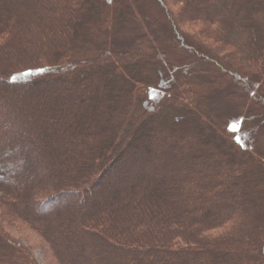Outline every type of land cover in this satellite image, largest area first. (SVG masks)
<instances>
[{"label":"trees","instance_id":"obj_1","mask_svg":"<svg viewBox=\"0 0 264 264\" xmlns=\"http://www.w3.org/2000/svg\"><path fill=\"white\" fill-rule=\"evenodd\" d=\"M249 123L264 131V0H0V264H39L16 223L57 264H264Z\"/></svg>","mask_w":264,"mask_h":264},{"label":"rangeland","instance_id":"obj_2","mask_svg":"<svg viewBox=\"0 0 264 264\" xmlns=\"http://www.w3.org/2000/svg\"><path fill=\"white\" fill-rule=\"evenodd\" d=\"M140 22V21H139ZM139 22H135V23H130L127 24L126 26H123L121 29H119L117 31V36L119 37V39H128V38H132V36H134V34L138 31L137 28L139 29L138 32H146L145 29H148L146 24H141ZM164 23V20H163ZM166 24V23H164ZM137 32V33H138ZM177 39V38H176ZM178 40V39H177ZM142 42V41H141ZM143 43V42H142ZM161 44H159L158 42L154 43V44H150L148 46V49H152L155 48L156 51H158V48L161 49ZM144 50H146V52H149L147 50V48H144ZM81 59V58H79ZM201 73V72H200ZM163 77V75H162ZM206 77L211 78L210 75H206ZM207 78V79H208ZM212 80V79H209ZM230 80H227V83H229ZM209 88L211 89H224L222 86V82L218 83L217 80H215V82H211V84H209ZM221 86V87H220ZM167 88V87H166ZM10 90V88H9ZM11 91V90H10ZM24 90L22 89V87L18 88L17 90H13V93L17 95V97L15 98L16 100H19V98H23L25 97V94H23ZM28 95V93H27ZM162 101V100H161ZM160 101V102H161ZM239 102V100H237ZM159 102V103H160ZM24 105L18 103L21 112H26L25 110V103H23ZM239 111L243 112V109L241 108L242 106L239 105L237 106ZM53 108L52 105H44V109L43 111L40 113V120H42L44 123L45 122H51L52 121V127L56 128L58 126H62L63 127V122L62 121H56L55 119H51L50 118V113H54V110H51ZM51 110V111H50ZM244 116V115H243ZM240 117V116H239ZM233 129L235 131H237L239 134H242L243 132H249L252 133L253 136H251L253 138V146L258 145V147L261 149V151L264 152V131H259L258 127L254 124H247L246 130H242L240 128V124L235 125L233 127ZM31 136V135H29ZM25 140H28V136H24L23 137ZM40 137L37 138V140L40 141ZM31 151H39V149H41L40 147V142H38L35 145H31ZM21 167H22V172H28L30 171V167L32 166V163L27 161V162H21ZM72 197V196H71ZM76 195L75 197H73V199H76ZM46 211H52V209L50 208L49 210L46 209ZM15 229H13L12 233L13 235H15L16 237L19 238L20 242L27 248H30L32 250V252L34 253L37 261L39 264H57V262L54 259L53 253L49 247V244L44 240V238H42V236H40L38 233H36L34 230L30 229V227H28V225L26 224H22V223H16V225L14 226Z\"/></svg>","mask_w":264,"mask_h":264}]
</instances>
